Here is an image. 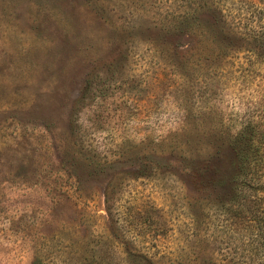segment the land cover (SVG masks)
<instances>
[{"label": "rangeland", "instance_id": "obj_1", "mask_svg": "<svg viewBox=\"0 0 264 264\" xmlns=\"http://www.w3.org/2000/svg\"><path fill=\"white\" fill-rule=\"evenodd\" d=\"M261 8L0 0V264L251 257L216 183L234 137L264 132Z\"/></svg>", "mask_w": 264, "mask_h": 264}, {"label": "trees", "instance_id": "obj_2", "mask_svg": "<svg viewBox=\"0 0 264 264\" xmlns=\"http://www.w3.org/2000/svg\"><path fill=\"white\" fill-rule=\"evenodd\" d=\"M215 6L207 10L204 18L208 24L218 28L220 23L225 22L224 13L227 8L219 3ZM263 10L261 8L257 12L261 13ZM249 34L247 32L246 35ZM260 34L255 39L261 37L258 47L264 48V33ZM228 150L230 154L227 159L224 154L218 157L220 163L216 187L223 191L221 203L236 205L238 217L242 223H246L250 232L252 256L234 258L226 264H264V132L259 134L249 125L234 137ZM224 158L226 162L223 161Z\"/></svg>", "mask_w": 264, "mask_h": 264}]
</instances>
